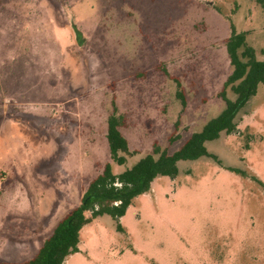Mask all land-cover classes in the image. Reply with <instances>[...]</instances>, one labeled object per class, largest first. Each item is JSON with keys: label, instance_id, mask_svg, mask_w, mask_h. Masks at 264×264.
<instances>
[{"label": "rangeland", "instance_id": "obj_1", "mask_svg": "<svg viewBox=\"0 0 264 264\" xmlns=\"http://www.w3.org/2000/svg\"><path fill=\"white\" fill-rule=\"evenodd\" d=\"M230 22L264 60L256 0H0V261L31 258L105 164L172 154L221 113ZM113 105L136 152L124 165ZM235 123L205 144L217 160L178 162L128 207L127 235L103 216L67 264H264V86Z\"/></svg>", "mask_w": 264, "mask_h": 264}, {"label": "trees", "instance_id": "obj_2", "mask_svg": "<svg viewBox=\"0 0 264 264\" xmlns=\"http://www.w3.org/2000/svg\"><path fill=\"white\" fill-rule=\"evenodd\" d=\"M256 2L264 9V0ZM75 34L77 38L80 35L78 32ZM225 49L231 70L217 94L224 102V109L217 117L208 121L200 132L192 133L172 154L154 144L151 154L140 158L122 173H113L111 164H105L83 191L79 205L57 222L50 235L30 259L21 263L0 261V264H63L67 257L79 251V233L93 220L109 216L116 223V231L123 233L119 219L125 215L132 201L148 193L155 179L159 177L175 179L178 175V162L195 161L201 157L217 160L207 151L205 144L217 140L222 134L235 133L237 114L250 98L257 94L259 86H264V60H259L255 49L247 43L246 32H237L231 22ZM228 91L233 94V99L228 98ZM180 95L178 93V96ZM106 123L110 161L116 165H124L126 157L133 156L136 152L129 151L127 140L119 131L124 125V117L118 114L114 105ZM178 138V134H173L169 137V142H174ZM228 170L245 175L237 169ZM252 179L264 187V184L255 177Z\"/></svg>", "mask_w": 264, "mask_h": 264}, {"label": "crops", "instance_id": "obj_3", "mask_svg": "<svg viewBox=\"0 0 264 264\" xmlns=\"http://www.w3.org/2000/svg\"><path fill=\"white\" fill-rule=\"evenodd\" d=\"M116 174V173H115ZM154 182V181H153ZM152 186V185H151ZM83 193V192H82ZM82 193H81V195L77 198V201L73 204V205H69V206H67V207H65V208H63V209H61L60 211H59V213H57V217H56V214H55V217L53 216V218H52V220L51 221H53V223H52V226H51V231L53 230V228L55 227V225L57 224V222L62 218V217H64L70 210H72L73 208H75L76 206H78L79 205V203H80V199H81V197H82ZM149 193V192H148ZM148 193H146V194H148ZM143 195H145V194H143ZM141 196V195H140ZM133 202V201H132ZM64 207V206H63ZM128 209V208H127ZM124 217V216H123ZM123 217H121L120 219H119V223H120V220L123 218ZM100 218H102V217H100ZM100 218H98V219H95V220H93L91 223H89V224H87V225H85L82 229H81V231H80V233H79V244H78V249H79V251L77 252V253H75V254H73V255H70L69 257H67V259L65 260V262L63 263V264H67L68 263V261L70 260V258L71 257H74L75 255H78L79 253H80V251H81V249H80V244H81V237H82V235H83V233L85 232V230L87 229V231H86V233H87V235H90V233L92 232V229H90V226H93L94 225V227L97 229V227H98V225H99V219ZM122 227V226H121ZM51 231H50V233H51ZM124 231V230H123ZM50 233H49V235H50ZM123 235H127L126 233H125V231L122 233ZM48 235V236H49ZM47 236V237H48ZM46 237V238H47ZM45 238V239H46ZM44 239V240H45ZM43 240V241H44ZM42 243L43 242H41L40 244H39V246H38V248H37V250H36V252L38 251V249L40 248V246L42 245ZM35 252V253H36ZM35 253H33V255L35 254ZM32 255V256H33ZM30 259V258H29ZM27 261V260H26ZM3 262H6V261H3ZM11 263H14V262H11Z\"/></svg>", "mask_w": 264, "mask_h": 264}]
</instances>
